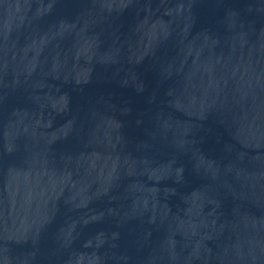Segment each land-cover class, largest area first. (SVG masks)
Segmentation results:
<instances>
[{
  "label": "water",
  "instance_id": "water-1",
  "mask_svg": "<svg viewBox=\"0 0 264 264\" xmlns=\"http://www.w3.org/2000/svg\"><path fill=\"white\" fill-rule=\"evenodd\" d=\"M4 256L264 264V0H0Z\"/></svg>",
  "mask_w": 264,
  "mask_h": 264
},
{
  "label": "clouds",
  "instance_id": "clouds-1",
  "mask_svg": "<svg viewBox=\"0 0 264 264\" xmlns=\"http://www.w3.org/2000/svg\"><path fill=\"white\" fill-rule=\"evenodd\" d=\"M5 238L6 239L7 238H10V233H8L7 231L5 233ZM0 264H8V257L7 256H4V258L2 259V261H0Z\"/></svg>",
  "mask_w": 264,
  "mask_h": 264
}]
</instances>
